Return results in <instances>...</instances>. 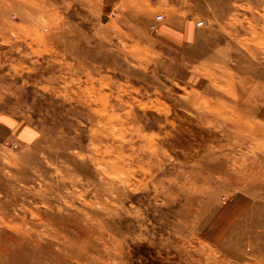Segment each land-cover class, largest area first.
Segmentation results:
<instances>
[{
	"label": "rangeland",
	"instance_id": "1",
	"mask_svg": "<svg viewBox=\"0 0 264 264\" xmlns=\"http://www.w3.org/2000/svg\"><path fill=\"white\" fill-rule=\"evenodd\" d=\"M254 204L264 0H0V264H264Z\"/></svg>",
	"mask_w": 264,
	"mask_h": 264
},
{
	"label": "bare ground",
	"instance_id": "2",
	"mask_svg": "<svg viewBox=\"0 0 264 264\" xmlns=\"http://www.w3.org/2000/svg\"><path fill=\"white\" fill-rule=\"evenodd\" d=\"M48 4V3H47ZM52 6V5H51ZM46 7V6H45ZM231 8V5H227L226 6V9H230ZM48 10H49V8H47ZM40 19V18H39ZM43 20H45V19H43ZM40 22H41V20H40ZM43 22V21H42ZM44 24V23H43ZM46 24V23H45ZM26 25V24H25ZM35 27H37V26H35ZM38 35V34H37ZM37 37V36H36ZM39 37V36H38ZM244 78H246V76H244ZM242 79V78H241ZM243 80V79H242ZM249 80V79H248ZM251 81V80H250ZM242 82V81H241ZM259 83V82H258ZM244 84H245V82H244ZM251 84H252V82H251ZM254 85V84H253ZM248 86H250L251 87V85H248ZM249 87V88H250ZM239 89V88H238ZM238 89H230V93L232 94V95H234L236 98H238V97H240V98H242V96H246L247 94L245 93V91H242V90H238ZM248 89V88H247ZM253 92V91H252ZM250 97L252 96V94L250 93V95H249ZM249 96H247V98L249 97ZM101 99H102V101L104 100V99H106V98H104L103 96H101L100 97ZM105 101V100H104ZM106 104V103H105ZM212 106V105H211ZM228 110H229V108H228ZM233 111V110H232ZM230 112V111H229ZM231 113V112H230ZM238 113V112H237ZM227 114H228V112H227ZM234 114V113H233ZM232 114V115H233ZM239 114V113H238ZM225 115V114H224ZM231 115V114H230ZM230 117V116H229ZM241 117V116H240ZM235 118V117H234ZM247 118V117H246ZM245 117L243 118V119H246ZM237 119H239V117L237 118ZM241 119H242V117H241ZM247 119H251V118H247ZM246 119V120H247ZM233 120V119H232ZM236 121V120H235ZM253 121V120H252ZM237 122V121H236ZM235 122V123H236ZM239 122V121H238ZM241 122V121H240ZM250 123V122H249ZM251 123H253V122H251ZM245 124H247V122L245 123ZM242 126V125H241ZM247 126V125H246ZM251 126H253V125H251ZM245 128V127H244ZM258 128H260L259 126H258ZM239 129H240V127H239ZM243 130V129H242ZM250 131V130H249ZM251 132H253V131H251ZM250 132V133H251ZM241 158V160L242 161H244L246 158H244L243 156H241L240 157ZM230 159L231 160H234L235 162L234 163H236L237 161L236 160H238V158L237 157H230ZM1 221V220H0ZM3 223V222H2ZM2 223H0V224H2ZM16 224V223H15ZM231 224V223H230ZM92 253V252H91ZM91 253H89L88 251H84V252H79V253H73L72 255H74V257L77 259V263L76 264H101L99 261H98V256L96 257V255H93V254H91ZM101 259V258H100ZM87 260V262H84V261H86ZM101 261V260H100ZM64 264H75V263H72V262H67V263H64ZM103 264V263H102Z\"/></svg>",
	"mask_w": 264,
	"mask_h": 264
},
{
	"label": "crops",
	"instance_id": "3",
	"mask_svg": "<svg viewBox=\"0 0 264 264\" xmlns=\"http://www.w3.org/2000/svg\"><path fill=\"white\" fill-rule=\"evenodd\" d=\"M240 195H244V193H241ZM247 195V193L244 195V196H246ZM259 208H261L259 205H256V204H254V205H251L250 206V208H249V211H248V213L247 214H249L250 216H251V218L252 219H255V220H257V219H260V218H263V216H264V214H261L260 212H259ZM241 210H243V208H241ZM247 214L246 215H244V218H242V220L239 222V225H240V223H243V221H245V219H247L248 217H249V215L247 216ZM250 218V219H251ZM262 220V219H261ZM258 221H260V220H258ZM235 222V221H234ZM235 224H225L224 226H220V225H213L214 226V229L217 227V228H219V229H225V230H230V229H232L233 228V226H234ZM237 226V225H236ZM235 226V227H236ZM208 232H206L205 233V238H208V239H221V238H223L224 237V234H226V233H221V234H219V233H216V232H214V229L213 230H211L212 229V227L211 226H209L208 227ZM212 239V240H213Z\"/></svg>",
	"mask_w": 264,
	"mask_h": 264
},
{
	"label": "built area",
	"instance_id": "4",
	"mask_svg": "<svg viewBox=\"0 0 264 264\" xmlns=\"http://www.w3.org/2000/svg\"><path fill=\"white\" fill-rule=\"evenodd\" d=\"M159 17L161 18L162 17V15H159ZM202 22H199V24H201Z\"/></svg>",
	"mask_w": 264,
	"mask_h": 264
}]
</instances>
